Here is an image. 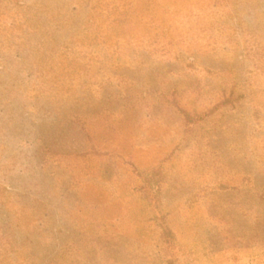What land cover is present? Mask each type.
<instances>
[{
  "label": "rangeland",
  "instance_id": "374dc122",
  "mask_svg": "<svg viewBox=\"0 0 264 264\" xmlns=\"http://www.w3.org/2000/svg\"><path fill=\"white\" fill-rule=\"evenodd\" d=\"M0 264H264V0H0Z\"/></svg>",
  "mask_w": 264,
  "mask_h": 264
}]
</instances>
